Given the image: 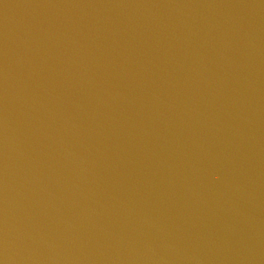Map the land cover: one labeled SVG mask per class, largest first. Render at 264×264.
I'll use <instances>...</instances> for the list:
<instances>
[{"label": "water", "instance_id": "obj_1", "mask_svg": "<svg viewBox=\"0 0 264 264\" xmlns=\"http://www.w3.org/2000/svg\"><path fill=\"white\" fill-rule=\"evenodd\" d=\"M0 264H264V0H0Z\"/></svg>", "mask_w": 264, "mask_h": 264}]
</instances>
